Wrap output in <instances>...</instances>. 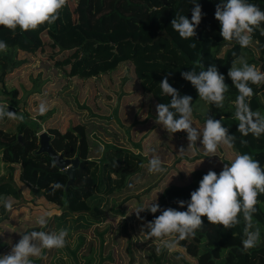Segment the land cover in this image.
Wrapping results in <instances>:
<instances>
[{"label":"trees","instance_id":"obj_1","mask_svg":"<svg viewBox=\"0 0 264 264\" xmlns=\"http://www.w3.org/2000/svg\"><path fill=\"white\" fill-rule=\"evenodd\" d=\"M198 2L205 15L196 28V37L190 40L180 38L179 34L172 29L171 20L175 18L176 11H181L191 19L192 0H73V19L64 24L58 19L52 25L45 24L43 29L48 41L57 52L78 48L85 43L116 45L129 42L145 46L161 41L165 49L157 52L156 55L170 53L175 54L177 58V63L168 67L173 72L170 85L176 88L180 95H190L192 104L199 99L198 93L189 81L182 78L181 72L190 71L193 62L197 59L205 64V70L210 64H215L219 72L227 76L225 83L229 85L221 116L232 118L234 107L229 102L235 100L237 91L227 73L233 59L236 58L233 53L236 56L243 53L250 64H255L257 68L264 71V35L255 32L252 45L245 49L240 48L239 45L227 43L220 36V24L215 19L216 6L222 0H198ZM249 2L264 10V0H249ZM14 34L16 40L29 44L30 39L27 32L22 33L17 28ZM191 43H196V48L190 47ZM13 46L15 45L8 47L6 53L0 52V105L6 106L7 110L18 115H23L24 120H12L13 126L6 125L10 121L8 118L0 120V163L6 172V176L0 175V197L5 196L13 200L11 212H6L0 207V225L4 224L9 227L8 225H17L21 222L20 218L23 217L24 212L18 213L21 211L17 210V207L27 202L22 196L25 188L29 200L33 199L34 202L39 203L44 201L56 207L58 210L56 218L62 225H66V221L71 219L76 228L92 226L102 243L106 228L99 229V223L108 215L107 209L112 215L122 211L119 206L113 207L116 202L114 194L127 184L129 176L140 170L148 172V160L144 158L145 156L138 152L134 153L122 144H115L114 135L112 136L113 142H104L103 146H100L96 139L89 138L88 133L95 127V121L90 126L85 119H77V122L62 129H59L57 125L51 126L45 132L50 136V145L54 151L61 153L66 159L77 158L78 161L74 168L72 184L64 192L66 175L53 165L46 154L34 153L43 115H36L37 119L33 120L26 112L19 110L16 88L5 86L3 78L6 73L23 63V59L18 58L16 54L18 49ZM21 51L31 53L35 57L30 49L23 48ZM160 71L163 72L161 68ZM142 75L147 76L149 80L151 73L146 72ZM158 76L161 77V75L156 77ZM158 84L159 81L154 79L151 86L153 91L151 92V89L149 93L153 102H156L155 106L159 103H168L171 99L163 95L158 99L153 97L161 91H156L160 89ZM251 86L255 94L251 98L250 107L253 111L259 110L264 113V86ZM138 89L144 92L143 86L139 84ZM227 107L229 111H226ZM225 127L228 128L229 134L237 137L235 148L231 149V153L234 155L237 152L248 153L260 162L261 167H264V135L256 139L249 134L243 137L248 141L247 145H241V135L237 131L238 121ZM97 136L99 140H102L99 135ZM134 145L138 146L137 143ZM93 152L95 154L98 152V154L92 155ZM143 162L144 166H142ZM222 169L211 168L209 170L219 174ZM209 170H193L186 181L163 185L154 199L143 204L147 205L156 201L161 209L172 207L185 211L186 206L181 208L177 201L190 200V193L199 187V181ZM56 183L63 187L54 190L53 186ZM152 188L153 185H149L140 193L128 198L137 200L140 195L148 193ZM259 200L261 203L257 205L258 212L254 216L261 227V243L258 247L248 252L243 251V223L234 229L224 230L222 226L209 224L207 218L202 217L203 228L197 232L195 238L181 241L180 248L187 256L194 259V264H264V194L259 196ZM159 214L160 212L152 214L146 211L140 214L144 218L140 220L148 222ZM24 219H30L29 215ZM1 231L5 232L4 229ZM231 235L236 237L234 241L230 239ZM81 238L79 236V239ZM79 244L69 250L72 257H75ZM10 250L11 247L0 243V255L7 254ZM164 253L165 250L160 253L149 252L146 253V257L154 264H163ZM173 253L176 256L180 255L177 252ZM38 259L34 258L33 261L36 262ZM180 260L183 264H190L183 257Z\"/></svg>","mask_w":264,"mask_h":264},{"label":"rangeland","instance_id":"obj_2","mask_svg":"<svg viewBox=\"0 0 264 264\" xmlns=\"http://www.w3.org/2000/svg\"><path fill=\"white\" fill-rule=\"evenodd\" d=\"M73 7V0H68L60 13V23L64 24L73 19ZM43 26L36 31L27 32L29 44L16 40L14 38L16 31L0 27V40L5 41L8 47L15 45L13 47L18 49L16 51L18 58L23 59L22 64L6 73L3 78L6 87H14L17 90L18 109L33 117L38 115L40 103H45L49 110L40 122V130L44 131L56 125L59 129L66 128L77 122V119H85L89 126L95 121V127L88 135L89 138L99 141L100 146H103L104 142H113L114 135L115 144H122L134 153H140L148 161L153 155L151 150L155 149V154L161 157L167 172L150 174L140 170L127 178V184L114 194L116 202L113 207L119 206L122 211L112 215L107 209L108 215L99 223V229L106 228L102 243L92 226L76 228L71 219L66 221V225H62L56 218L58 215L56 207L44 201L39 203L33 199L29 200L24 188L25 193H22V196L27 202L17 207V210L21 211L18 213L24 212L20 218L21 222L17 225H8L7 228L3 227L4 233L1 231L3 229L0 230V243L11 247L21 238L20 233L33 230L56 232L61 228H67L68 246L60 250H45V258H39L36 262L33 261V264H154L147 259L146 253H157L156 242L140 235V228L146 222L138 219L131 211L154 199L163 185L186 181L193 170L222 169L235 155L231 153V149L222 147L218 150V156L205 157L203 146L198 140L197 155L192 156V150H187L186 132L171 135L162 125L155 122L158 115L156 102H153L149 95L153 80L160 83L170 72L171 83L173 72L168 67L177 63L175 54L156 55L165 49L161 41L145 46L129 42L116 45L85 43L78 48L57 52L48 41ZM23 48L30 49L35 57L31 53L21 51ZM222 50L223 48L220 52ZM114 66L116 67L113 70L105 72ZM146 72L151 73L149 80L147 76L142 75ZM157 75L161 77H156ZM138 84L143 86L144 92L138 89ZM158 90L161 89L156 91ZM160 96L161 91L153 97L158 99ZM192 105L193 122L197 128H203L207 115L214 119H222L224 127L235 121L229 116L222 117L223 109H217L214 105L209 106L200 98ZM229 110L227 107L226 111ZM6 125L14 124L10 119ZM97 135L102 140H99ZM181 148L186 152L180 153ZM97 154L98 152L92 153ZM144 165L143 162L142 166ZM0 175L6 176L1 163ZM149 185H153V188L148 193L140 195L137 200L128 198L140 193ZM43 212L52 213L46 229H41L35 222L36 217ZM28 215L30 219L25 220ZM79 236L82 238L79 239ZM233 236L230 237L232 241L236 239ZM78 243L80 244L76 248L75 257H72L69 250ZM174 252L179 253L190 264H194V259L187 256L182 248ZM164 257L163 264H183L181 260H177L173 252L165 250Z\"/></svg>","mask_w":264,"mask_h":264},{"label":"clouds","instance_id":"obj_3","mask_svg":"<svg viewBox=\"0 0 264 264\" xmlns=\"http://www.w3.org/2000/svg\"><path fill=\"white\" fill-rule=\"evenodd\" d=\"M68 0H0V26L15 32L17 28L23 33L36 31L41 26L54 24L59 18ZM191 19L176 11L171 20V27L180 38L190 40L196 37V28L201 23L203 15L201 4L192 0ZM215 19L220 24V36L229 44L239 45L245 49L252 45L253 34L259 32L264 35V10L249 0H222L217 4ZM190 47L196 48V43ZM8 45L0 40V52L6 53ZM228 69V77L237 91L232 102L234 112L232 119L238 121L237 131L241 135V145H247L243 139L251 134L259 139L264 135V113L253 111L250 107L254 89L264 86V71L255 64H250L245 55L236 56ZM199 69V71H197ZM165 75L159 83L161 94L171 97L168 103H159L156 106V123L162 125L168 134L186 132L188 149L191 155H197L199 140L202 144L205 157L218 156V150L223 148L234 149L237 137L229 134L228 128L222 125V119H214L207 115L203 128H197L193 122V105L190 95H180L179 91L170 85L169 76ZM184 80L189 81L196 89L199 98L207 105H214L217 109L225 107L226 94L229 85L225 83V76L221 74L215 64H210L205 70V64L197 59L193 62L190 71L181 72ZM45 103L38 106V115H45L48 111ZM5 118L23 121V115L7 110L0 105V120ZM33 120L37 117L33 116ZM153 155L148 161L147 171L150 174L167 172L161 157L151 150ZM186 152L184 148L180 153ZM55 189L63 186L56 183ZM131 187V185H130ZM264 194V167L248 153H239L217 174L209 170L199 181V187L190 193V200H179V211L168 207L161 209L156 201L147 205L141 204L134 208L138 219L143 220L141 213L150 212L158 216L142 224L140 235L147 240L156 242V251L167 250L172 253L181 247V241L195 238L197 232L204 226L202 217H206L209 224L222 226L224 230H231L243 223V251L256 248L261 243V227L254 219L258 212L257 205L261 203L259 196ZM0 207L6 212L13 210L11 199L0 197ZM51 212H43L36 217V224L46 229L51 218ZM21 238L11 246L9 253L0 255V264H33L32 258H45V250H60L68 246L69 231L61 228L56 232L30 231L20 233ZM177 260L182 259L178 255Z\"/></svg>","mask_w":264,"mask_h":264},{"label":"water","instance_id":"obj_4","mask_svg":"<svg viewBox=\"0 0 264 264\" xmlns=\"http://www.w3.org/2000/svg\"><path fill=\"white\" fill-rule=\"evenodd\" d=\"M20 137L18 136V139ZM35 154L44 153L52 161L53 165L61 170V172L66 175V182L64 185V192L66 188L72 184L74 177V168L76 167L78 161L77 158L66 159L62 156L61 153L54 151L50 145V136L44 131L41 130L37 134V148L34 151Z\"/></svg>","mask_w":264,"mask_h":264},{"label":"crops","instance_id":"obj_5","mask_svg":"<svg viewBox=\"0 0 264 264\" xmlns=\"http://www.w3.org/2000/svg\"><path fill=\"white\" fill-rule=\"evenodd\" d=\"M3 198L11 199V198H9V197H5V196H4ZM11 200H12V199H11ZM12 201H13V200H12ZM3 227H4V228H7V226L4 225V224L0 225V229L3 228ZM4 228H3V229H4Z\"/></svg>","mask_w":264,"mask_h":264}]
</instances>
